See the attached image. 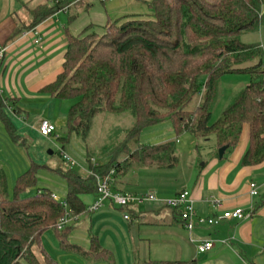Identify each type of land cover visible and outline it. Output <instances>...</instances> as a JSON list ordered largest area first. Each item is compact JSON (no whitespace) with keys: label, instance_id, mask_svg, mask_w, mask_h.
Instances as JSON below:
<instances>
[{"label":"trees","instance_id":"16d2710c","mask_svg":"<svg viewBox=\"0 0 264 264\" xmlns=\"http://www.w3.org/2000/svg\"><path fill=\"white\" fill-rule=\"evenodd\" d=\"M142 2L148 14L121 15L69 36L62 71L43 89L56 99L72 100L66 115L68 136L58 137L60 145L68 142L71 134L86 139L90 121L98 113H127L134 121L122 151L107 154L105 165L88 164L84 173L68 164L62 176L67 190L61 201L46 187L29 193L35 185L34 168L39 167L35 164L16 176L12 198H8L0 169V264H56L41 243V236L48 231L65 249L115 264L94 237H90L88 250L67 241L75 218L93 213L87 210L83 197H95V175L103 176L111 169L116 177L135 167H174L175 141L182 133L203 141L213 138L208 155L214 157L220 147H235L247 126L248 141L241 164L256 165L264 160L263 50L258 42L244 43L240 39L264 27V0ZM62 4L66 1L34 10V20L26 28H32ZM93 28L103 30L98 40H94ZM87 29H92L91 35ZM231 74L247 75L248 81L219 103L221 77ZM6 102L0 93V121L6 132L14 135L6 110H15V106ZM164 122L171 127L170 139L151 145L140 142L144 129ZM129 142L134 150L128 147ZM130 205L119 208L128 212ZM60 218L70 220L58 229ZM162 264L197 263L190 259Z\"/></svg>","mask_w":264,"mask_h":264},{"label":"crops","instance_id":"0c3cea01","mask_svg":"<svg viewBox=\"0 0 264 264\" xmlns=\"http://www.w3.org/2000/svg\"><path fill=\"white\" fill-rule=\"evenodd\" d=\"M138 2L146 6L142 0L103 3L105 22L126 14H148L147 8L143 13H135L134 6ZM69 4L71 6L72 2H67V6ZM53 5L54 0H0V48L5 49L0 59V93L6 103L15 106V110L7 108L9 117L13 114L28 116L31 110L26 103L54 98L43 89L62 71L68 37L76 36L82 30L70 28L76 21V16L69 13L70 6L66 10L58 9L32 28H26L34 20V10ZM37 38L38 42H35ZM247 141L245 126L237 145L226 149L221 159L208 154L205 159L201 157L198 162L203 163L196 161L195 167L193 164L190 173L179 184L162 183L161 191H132L138 188L130 178V170L121 172L114 177V190H131L136 194L151 192L161 200L146 202L140 207L130 205L128 212L105 201L97 211L75 218L67 235L68 243L88 250L90 237H94L115 264L160 262L153 259V252H158L157 245L161 243L172 245L174 249L161 263L194 259L197 264H264V160L256 165L241 164ZM211 143L213 145V141ZM250 182L257 184L258 197H249ZM182 190L188 191L196 216L212 217L236 208L250 216L216 226L199 224L188 232L177 214L163 204ZM93 199L94 195L84 196L86 207ZM212 200L218 201L220 206L213 207ZM126 213L128 220L122 217ZM50 233L56 244L54 252L47 253L56 264H108L105 260L82 257L74 250L63 248ZM204 239L212 240L213 247L201 254L196 246Z\"/></svg>","mask_w":264,"mask_h":264},{"label":"rangeland","instance_id":"374dc122","mask_svg":"<svg viewBox=\"0 0 264 264\" xmlns=\"http://www.w3.org/2000/svg\"><path fill=\"white\" fill-rule=\"evenodd\" d=\"M55 1L54 4H56ZM57 1L59 3L61 0ZM65 1L66 4H62L60 10H65L67 2H72L71 6L70 4L68 5L70 8L68 6L67 8L70 9L69 13L71 15L76 16V21L70 26L71 29L77 28L80 31L88 24H93L96 27L105 24L103 3L108 0L104 2L101 0ZM134 7L135 13H143L144 9L147 8L139 2ZM91 30L87 29L86 33L91 35ZM93 30L96 33L94 40H98L103 30L101 28H93ZM240 39L244 43H260L264 59V27L260 28L258 32L243 34ZM247 81V75L243 74H231L221 77L218 87L221 96L218 100L219 103L221 98L222 102L224 98L229 99ZM71 103V99L56 98L26 103L27 107L31 110L28 116L24 114L16 116L12 113L13 117H10L15 128L14 135H9L0 121V169L4 173L8 198H12L16 176L32 167V164H35L39 167L36 166L37 168H34L35 185L29 189V193L33 194L36 188L46 187L53 193L56 199L61 201L67 190L62 176L67 172L66 166L68 165L64 161L65 159L63 160L60 156L59 152L62 147L64 149L63 153L76 162L71 167L77 172L82 173L85 172L84 168L88 164L91 166L92 164L94 166L105 165L109 161L106 157L107 154L122 151L126 134L130 131L131 124L134 121L127 113H98L90 121V129L86 139L82 140L80 137L71 134L68 142L60 145L58 137L66 139L68 136L66 115ZM41 120H47L54 125L55 130L49 137H43L38 133V125ZM170 129L169 123L165 122L148 127L141 132L139 136L140 142L151 145L157 144L167 138L170 139L173 136ZM212 141L213 138H210L209 141H203L195 139L187 133L180 134L175 141L176 165L172 168H158L153 164L152 166L148 165L146 167L131 169L130 178L136 182L137 186H135L138 188L132 191L138 192L150 189L161 191L160 185L162 183L179 184L181 179L190 173L193 164V167H195L196 161L197 164L203 163V161L198 162V160L201 157L206 158V155L210 152L209 148L213 147ZM128 144V147L134 150L133 144L131 142ZM147 149L145 148V150ZM119 155L120 159L124 157L123 152ZM91 174H98V171H91ZM126 189H129V187H126ZM111 191H114L112 187ZM132 191H123V193L131 194V196L144 194H136ZM155 199L161 200L156 197ZM130 204L140 207L144 203L133 200ZM117 207L119 208V206ZM41 243L46 252H54L56 241L49 231L41 236ZM157 247L158 252H153V259L161 261L165 260V257H169L174 251L172 245L169 244L161 243ZM161 261L152 262L151 264H162Z\"/></svg>","mask_w":264,"mask_h":264},{"label":"built area","instance_id":"2783aa9c","mask_svg":"<svg viewBox=\"0 0 264 264\" xmlns=\"http://www.w3.org/2000/svg\"><path fill=\"white\" fill-rule=\"evenodd\" d=\"M101 1L104 2L107 0ZM55 3L57 4L58 1L56 0ZM66 8L64 9L66 10ZM35 42H38V38L35 40ZM4 50V48H0V59L3 56ZM54 130V125L47 120H41L38 125V133L43 137H49L53 134ZM62 156L65 159L66 163L70 166L76 163L73 159H71L64 153ZM113 174L114 170L111 169L107 174L103 176L95 175L96 193L93 201L87 207L88 211H97L103 206L105 201L112 202L114 205L120 207L129 206L130 202L133 200L138 202L156 201L155 196L150 192L146 195L131 196V194H124L119 191H111V187L114 181ZM248 195L249 197L258 196V186L256 183L250 182L248 184ZM163 204L166 207L171 208L177 212L179 221L182 223L184 229L188 232L192 231L199 224L206 226H216L224 221L244 219L250 216L249 213L244 212L241 208H236L231 211H223L222 213L214 215L212 217L196 216L192 200L187 190L178 192L174 197L166 199ZM212 205L216 208L220 206V203L218 201L212 200ZM122 217L123 219H128V214H123ZM69 220L70 218H60L57 222V228L60 229ZM212 247L213 242L210 239L201 240L200 243L196 246L197 252L201 254L209 251Z\"/></svg>","mask_w":264,"mask_h":264},{"label":"water","instance_id":"95a60500","mask_svg":"<svg viewBox=\"0 0 264 264\" xmlns=\"http://www.w3.org/2000/svg\"><path fill=\"white\" fill-rule=\"evenodd\" d=\"M226 149H228V146H223V147H220L218 150H217V154H218V159H221L224 152L226 151ZM51 153V152H49Z\"/></svg>","mask_w":264,"mask_h":264}]
</instances>
